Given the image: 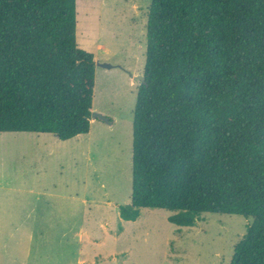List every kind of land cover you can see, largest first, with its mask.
I'll return each mask as SVG.
<instances>
[{"label": "trees", "instance_id": "trees-1", "mask_svg": "<svg viewBox=\"0 0 264 264\" xmlns=\"http://www.w3.org/2000/svg\"><path fill=\"white\" fill-rule=\"evenodd\" d=\"M145 28L119 217H250L230 264H264V0H150ZM94 77L76 0H0V133L88 134Z\"/></svg>", "mask_w": 264, "mask_h": 264}, {"label": "rangeland", "instance_id": "rangeland-1", "mask_svg": "<svg viewBox=\"0 0 264 264\" xmlns=\"http://www.w3.org/2000/svg\"><path fill=\"white\" fill-rule=\"evenodd\" d=\"M150 0H76V43L94 56L88 134L0 133V264H230L252 218L202 213L191 227L174 212L130 203L132 115L143 72ZM121 64L129 70L105 69Z\"/></svg>", "mask_w": 264, "mask_h": 264}, {"label": "water", "instance_id": "water-1", "mask_svg": "<svg viewBox=\"0 0 264 264\" xmlns=\"http://www.w3.org/2000/svg\"><path fill=\"white\" fill-rule=\"evenodd\" d=\"M97 65L99 67H102V68H105V69H111V68L114 67V66H112L110 64H107V63H102V64H98L97 63ZM129 76H131L134 80H137L140 84L144 82V76L143 75L132 76L129 73ZM91 119H98V120L103 121V122H105L107 124H111V122L108 121V119L105 116H103V115H101V114H99L97 112H92L91 113Z\"/></svg>", "mask_w": 264, "mask_h": 264}, {"label": "crops", "instance_id": "crops-1", "mask_svg": "<svg viewBox=\"0 0 264 264\" xmlns=\"http://www.w3.org/2000/svg\"><path fill=\"white\" fill-rule=\"evenodd\" d=\"M147 15V14H146ZM145 26H146V24H145ZM113 68H117L118 70H120L121 72H123L125 75L126 74H128V72H129V70H127V69H125L121 64H117V66L116 67H113ZM95 73H96V70H95ZM143 74V72L141 73V74H139V75H142ZM130 78V80H134L132 77H129ZM92 110H94V111H97V110H95L94 108H92ZM99 111V110H98ZM97 111V112H98ZM95 119H91L90 120V123H92L93 121H94Z\"/></svg>", "mask_w": 264, "mask_h": 264}]
</instances>
